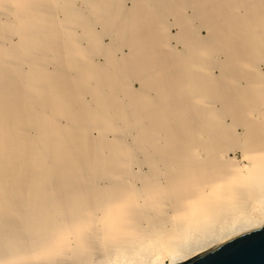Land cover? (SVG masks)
<instances>
[{"label":"bare ground","instance_id":"6f19581e","mask_svg":"<svg viewBox=\"0 0 264 264\" xmlns=\"http://www.w3.org/2000/svg\"><path fill=\"white\" fill-rule=\"evenodd\" d=\"M261 226L264 0H0V264H177Z\"/></svg>","mask_w":264,"mask_h":264},{"label":"water","instance_id":"95a60500","mask_svg":"<svg viewBox=\"0 0 264 264\" xmlns=\"http://www.w3.org/2000/svg\"><path fill=\"white\" fill-rule=\"evenodd\" d=\"M177 264H264V226L232 237Z\"/></svg>","mask_w":264,"mask_h":264},{"label":"rangeland","instance_id":"374dc122","mask_svg":"<svg viewBox=\"0 0 264 264\" xmlns=\"http://www.w3.org/2000/svg\"><path fill=\"white\" fill-rule=\"evenodd\" d=\"M173 31V29H171Z\"/></svg>","mask_w":264,"mask_h":264}]
</instances>
